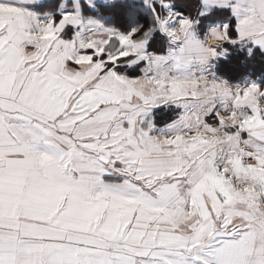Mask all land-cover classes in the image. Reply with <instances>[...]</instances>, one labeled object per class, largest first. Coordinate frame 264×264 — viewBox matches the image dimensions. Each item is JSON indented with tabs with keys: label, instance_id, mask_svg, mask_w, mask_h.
Listing matches in <instances>:
<instances>
[{
	"label": "snow or ice",
	"instance_id": "snow-or-ice-1",
	"mask_svg": "<svg viewBox=\"0 0 264 264\" xmlns=\"http://www.w3.org/2000/svg\"><path fill=\"white\" fill-rule=\"evenodd\" d=\"M40 4L0 0V264H264V0Z\"/></svg>",
	"mask_w": 264,
	"mask_h": 264
},
{
	"label": "crops",
	"instance_id": "crops-1",
	"mask_svg": "<svg viewBox=\"0 0 264 264\" xmlns=\"http://www.w3.org/2000/svg\"><path fill=\"white\" fill-rule=\"evenodd\" d=\"M50 3H52V0H41V4H40L39 8H37L35 5H28V6L29 7H32L34 10H41V11H43V10H47V7H48V5ZM107 22L108 23H115L113 20H109ZM120 25L124 27V24L121 21H120ZM227 62H231V61L229 60ZM217 71H218V74L224 75L227 78L233 79V80L240 79V76H241V73H237V72L235 73L234 71L229 72V73H226L224 71V67L222 68L221 61L218 63ZM250 74L253 77H255V75H256L255 72H252ZM261 82H264V81H261Z\"/></svg>",
	"mask_w": 264,
	"mask_h": 264
},
{
	"label": "trees",
	"instance_id": "trees-1",
	"mask_svg": "<svg viewBox=\"0 0 264 264\" xmlns=\"http://www.w3.org/2000/svg\"><path fill=\"white\" fill-rule=\"evenodd\" d=\"M139 19H145V17L143 16H139ZM111 20V19H110ZM115 23L117 24H120V20L119 19H115L113 20ZM123 27V26H121ZM243 57V53H240V54H236L234 53L231 57H230V61L231 62H225V61H221V65H222V68L224 67V71L226 73H229V72H232L233 70L230 69L229 66H231L232 63L234 62H238L241 58Z\"/></svg>",
	"mask_w": 264,
	"mask_h": 264
},
{
	"label": "rangeland",
	"instance_id": "rangeland-1",
	"mask_svg": "<svg viewBox=\"0 0 264 264\" xmlns=\"http://www.w3.org/2000/svg\"><path fill=\"white\" fill-rule=\"evenodd\" d=\"M229 67H230V69H232L231 66H229ZM235 73H236V72H235Z\"/></svg>",
	"mask_w": 264,
	"mask_h": 264
}]
</instances>
